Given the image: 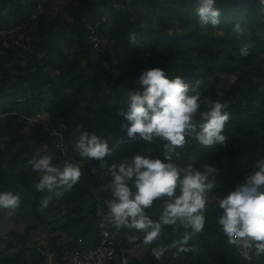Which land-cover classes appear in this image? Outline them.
<instances>
[{"label":"trees","instance_id":"trees-1","mask_svg":"<svg viewBox=\"0 0 264 264\" xmlns=\"http://www.w3.org/2000/svg\"><path fill=\"white\" fill-rule=\"evenodd\" d=\"M197 6L198 0H0V193L18 194L30 188L34 209L48 195L35 188L40 174L27 163L38 153L27 143L33 140L32 135L20 134V129L29 124L35 131V144L46 147L44 154L52 155L54 164L77 162L82 169L71 191L61 199L53 197L49 203L46 210L50 220L43 219L25 234L8 233L7 237L22 247L13 254L0 255V264H51L42 250L58 253L52 264H64L63 255L96 247L102 228L110 224L97 215V209L108 211L106 202L112 199V192L109 186L99 200L87 202L95 189L109 183L92 169L102 162L108 166L120 164L136 154L155 158L146 152L143 142L128 137L122 127L128 121L119 114L129 92L143 89L120 83L111 86L110 75L92 51L88 26L105 10L109 20L104 33L113 41L126 72L140 76L158 67L169 78L181 76L192 85L203 80L201 99L220 101L230 114L223 133L228 138L225 146L205 148L194 137L186 138L184 145L194 168L203 170L207 164L218 170L217 186L207 197L204 228L189 241L197 251L176 255L171 249L157 260L152 248L168 245L185 231L191 232L163 226L160 239L148 245L143 258L131 257L127 264H242L234 244L228 242L218 224L222 215L219 203L245 181L255 160L264 156V4L261 0H216L214 7L221 12V23L205 28L200 27ZM237 23L245 30L242 36L233 32ZM132 34L137 36L136 45L130 43ZM248 42L253 47L249 55L241 56L239 50ZM13 112L33 118L43 114L46 118L20 121ZM196 119L202 122L199 115ZM61 124L66 126L65 154L49 130L60 129ZM81 132L101 136L110 149L117 138L127 141L104 161H87L73 150ZM194 154L199 156L195 158ZM164 199L146 209L154 221ZM72 226L81 229L78 235L71 236ZM42 228H48L43 233L49 238L29 244V232ZM138 233L125 228L119 245L131 250L141 238L130 242L127 237ZM64 234L68 239L61 241ZM3 243L4 249L12 248L10 241Z\"/></svg>","mask_w":264,"mask_h":264},{"label":"clouds","instance_id":"clouds-1","mask_svg":"<svg viewBox=\"0 0 264 264\" xmlns=\"http://www.w3.org/2000/svg\"><path fill=\"white\" fill-rule=\"evenodd\" d=\"M215 3L216 0H198L196 14L201 28L220 25L221 12L214 7ZM261 3L264 4V0ZM233 32L238 36L245 34L239 23L233 27ZM130 43L136 45L135 34L130 36ZM252 47L251 42L243 44L240 55H249ZM137 82L143 91L129 92L127 110L119 111L128 121L122 127L126 128L129 138L135 139L138 134L147 145L157 139L162 141L164 159L136 154L120 164L108 166L102 162L100 167L107 168V174L112 177V199L106 202L108 211L105 213L98 208L97 215L117 229L126 227L143 232L144 243L149 245L160 239L163 226L191 229L168 245L152 248V255L157 260L171 249L176 250V255L195 252L197 249L189 246V241L204 228L207 197L217 186L215 174L218 170L207 164L202 166L203 170L192 165L181 169L174 160L178 149L184 147L189 137H194L205 148L225 146L228 138L223 133L230 114L223 110L220 101L201 99L203 80L198 79L192 85L181 76L169 78L163 68L157 67L142 72ZM197 115L202 122H197ZM75 149L87 161H104L111 154L108 142L89 132H81ZM27 163L33 172L40 174L35 188L48 193L40 202L39 210L48 208L53 197L61 199L71 191L82 175L79 163L54 164L50 154L36 153ZM92 171L96 174L97 169ZM161 198L165 199L159 217L154 221L146 214V209ZM20 205L18 194L0 193V209H4L7 216H14ZM219 207L222 215L218 224L228 242L243 244L251 255L264 257V156L255 160L245 181L224 196ZM127 238L130 242L136 239L135 236Z\"/></svg>","mask_w":264,"mask_h":264},{"label":"built area","instance_id":"built-area-1","mask_svg":"<svg viewBox=\"0 0 264 264\" xmlns=\"http://www.w3.org/2000/svg\"><path fill=\"white\" fill-rule=\"evenodd\" d=\"M117 9L122 8L121 5H116ZM108 11H104V15L98 18L93 24L88 26V39L91 44L92 51L100 57V66L110 75L111 77V86L120 83L127 87L132 88H142L138 84L139 76H133L132 74L126 72L123 68V63L118 54V51L110 39V37L104 33V30L107 28L108 24ZM127 103V101H126ZM124 110L126 111V104ZM16 114L20 121L26 119L29 121H43L45 116L38 115L37 117H28L22 112H13ZM66 129L64 124L60 125V129H49L50 134L56 136V145L62 149V153H66L65 149V139L63 131ZM137 140L143 142L145 150L147 153L153 155L155 158H162L163 156V142L157 139L155 143L147 145L139 135L136 137ZM127 140L124 138H117L114 141L113 147L111 148V153L122 143ZM174 163L178 165L181 169L187 168L191 165L185 155L184 147L178 149V155L174 160ZM99 163L96 167L99 174V178L104 181L106 184L109 182L108 174L105 168L100 167ZM110 201V200H107ZM124 228L117 229L113 224L102 228L100 241L98 245L94 248L88 249H77L70 254L62 256L64 264H122L124 260L127 263L132 257L131 250L124 245H119V239L124 232ZM79 242L82 244L83 241L80 239ZM235 251L242 262V264H262V257H256L251 255V251L245 247L243 244H234ZM42 254L48 258L49 262L52 264L53 259L57 258L59 255L57 252H44ZM250 258H246L249 257Z\"/></svg>","mask_w":264,"mask_h":264},{"label":"rangeland","instance_id":"rangeland-1","mask_svg":"<svg viewBox=\"0 0 264 264\" xmlns=\"http://www.w3.org/2000/svg\"><path fill=\"white\" fill-rule=\"evenodd\" d=\"M252 36L256 37L257 34H253ZM261 55H264V53H262ZM17 127H16V129H17ZM20 131H21L20 134H25L28 137H31V135H32L31 138H33V140L30 139L27 143L30 146L32 145L39 154L43 155L45 153L46 147L38 146L35 144L34 137H33L35 134V131L33 130V128L31 127L30 124L25 126V127H22L20 129ZM79 136L80 135H78L75 138V144L78 141ZM73 150L75 152H77L75 149V145H74ZM198 156H199V154H194L195 158H197ZM111 180H112V177L110 176L109 183L107 185H105V186L103 185V186H100L97 189H95L93 191V195L88 197L87 202L92 203L93 200H96V199L99 200L101 197V194H103L106 190L109 189ZM110 189H111V187H110ZM30 191H31L30 188H24V189H22V191H20L18 193V195L21 198V205H20L19 209L17 210V212L14 216H7L5 210L0 209V238L1 237L3 238V240L0 242V255H2V256H5L6 254H13L19 248L22 247V245L20 243H18L14 238L9 239L7 237L8 233L15 232V233H19V234H25V232H27L28 228L32 227L33 225L40 224V222L43 219L44 220H50L51 219V216L47 212L46 209L39 210L40 207L35 208V209L33 208V206H32L33 197L31 196ZM63 214H65V212H61V215H63ZM47 230H48V228H42L41 231L38 229L37 230H31L29 232L30 234L28 237V243L36 245V243L42 242V240H44L45 238H49L48 234L45 235L43 233V232L46 233ZM71 230H72L71 236L78 235L81 231V229H78V228L73 227V226L71 227ZM54 235H55V233L52 236H54ZM144 235L145 234L143 232H139L137 234V236H135L136 239L134 241H137L139 237L141 239H139L137 241V243H135L131 248V254H132L133 259H137V260L142 259L147 248H148L149 244L144 243ZM63 236L64 237L61 238V241H65L66 239H68V236H66L65 234ZM5 241H10L12 248L4 249L5 245L3 242H5ZM56 243H57V240H56ZM40 250H42V249H40ZM42 251H44V250H42ZM46 251H44V252H46Z\"/></svg>","mask_w":264,"mask_h":264}]
</instances>
